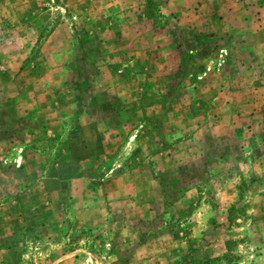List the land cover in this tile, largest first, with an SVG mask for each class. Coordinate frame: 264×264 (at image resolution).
Wrapping results in <instances>:
<instances>
[{
	"label": "rangeland",
	"instance_id": "374dc122",
	"mask_svg": "<svg viewBox=\"0 0 264 264\" xmlns=\"http://www.w3.org/2000/svg\"><path fill=\"white\" fill-rule=\"evenodd\" d=\"M202 1L227 35L163 0H0V264H264V0Z\"/></svg>",
	"mask_w": 264,
	"mask_h": 264
},
{
	"label": "crops",
	"instance_id": "0c3cea01",
	"mask_svg": "<svg viewBox=\"0 0 264 264\" xmlns=\"http://www.w3.org/2000/svg\"><path fill=\"white\" fill-rule=\"evenodd\" d=\"M201 0H163V5H164V11H162L163 8H161L162 12H166L169 14L175 13L177 15L178 18H180L179 20V25H189L187 24V22H189L190 19L196 20L197 23L200 22V26H198L197 28H200L204 31H208L213 32V30L215 32H218L219 34H224L227 35L228 32L230 30H232V28H230V26L227 24L228 22H226L225 26L221 25L222 23L217 24L218 27H216V24H204L201 20H202V15L201 13H203L204 8V1H202V4L200 3ZM189 10V8H191ZM203 8V9H202ZM230 12V11H229ZM192 16H188V15ZM132 20H134L132 18ZM128 22L130 23L129 19ZM128 23V24H129ZM148 23V22H147ZM133 24V28L134 31L133 34L136 37L140 36L143 34V32L145 31V24L143 23H132ZM147 25V24H146ZM149 26V25H148ZM189 28H194V26L191 25V27ZM208 28V29H207ZM251 29V28H249ZM151 30L153 33L150 32V37L151 38V43L149 42V44H152L153 47H155V49H157L158 51H169V58L172 60L173 59V63H176V65H178L179 63V57L175 55V53L179 54V49L180 47H184L185 45H187V38L185 37V32H183L182 36H179V34L176 33L175 30H171L169 29L168 24H166L164 27L161 26H151ZM244 30H247V28L245 27ZM252 31H254V34L251 35L255 36L256 34H263L264 33V26L263 27H259L258 30L256 28L252 29ZM248 34V32H245ZM214 34V33H213ZM251 34V33H250ZM215 35V34H214ZM140 38L139 41V46H144V41L145 39ZM242 38H244V36H242ZM249 38V37H248ZM224 40V39H223ZM228 40V39H226ZM178 51V52H177ZM180 56V54H179ZM169 60V59H168ZM156 107V104L151 105Z\"/></svg>",
	"mask_w": 264,
	"mask_h": 264
}]
</instances>
